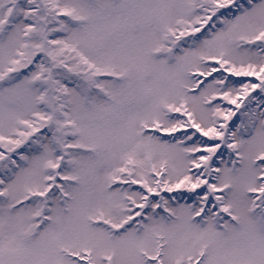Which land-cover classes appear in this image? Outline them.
<instances>
[{
  "label": "snow or ice",
  "instance_id": "6c2138e0",
  "mask_svg": "<svg viewBox=\"0 0 264 264\" xmlns=\"http://www.w3.org/2000/svg\"><path fill=\"white\" fill-rule=\"evenodd\" d=\"M0 264H264V0H0Z\"/></svg>",
  "mask_w": 264,
  "mask_h": 264
}]
</instances>
